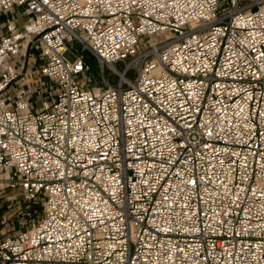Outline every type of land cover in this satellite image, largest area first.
Returning <instances> with one entry per match:
<instances>
[{"label": "built area", "instance_id": "2783aa9c", "mask_svg": "<svg viewBox=\"0 0 264 264\" xmlns=\"http://www.w3.org/2000/svg\"><path fill=\"white\" fill-rule=\"evenodd\" d=\"M0 264H264V0H0Z\"/></svg>", "mask_w": 264, "mask_h": 264}, {"label": "rangeland", "instance_id": "374dc122", "mask_svg": "<svg viewBox=\"0 0 264 264\" xmlns=\"http://www.w3.org/2000/svg\"><path fill=\"white\" fill-rule=\"evenodd\" d=\"M66 56H67V58H69L70 60H74V59H75L74 54H72L71 52L66 53ZM124 66H125L124 63L121 62V63L118 65V68H119L120 70H123V69H124ZM92 72H93L94 74L98 75V76H100V73H101V71H100V69L98 68V66H97V64H96L95 61H92ZM107 73H109V72H107ZM134 76H135L134 71H130V72L128 73V77H129V78H133ZM112 82H117V77H113V78H112ZM35 95L38 96V97H40V96H39V92H36Z\"/></svg>", "mask_w": 264, "mask_h": 264}]
</instances>
